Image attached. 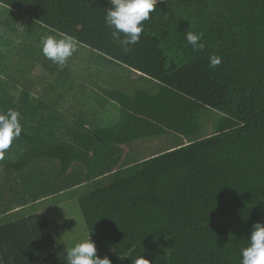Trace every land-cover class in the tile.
Masks as SVG:
<instances>
[{"label":"trees","instance_id":"trees-1","mask_svg":"<svg viewBox=\"0 0 264 264\" xmlns=\"http://www.w3.org/2000/svg\"><path fill=\"white\" fill-rule=\"evenodd\" d=\"M0 4L10 11L6 29L18 32L22 22L31 35L0 40L19 56L21 72L17 96L0 76V113L16 110L22 124L0 160L1 190L25 189L16 199L48 195L57 203L59 195L112 177L111 184L78 196L99 257L112 264H135L143 256L152 264H241L253 226L264 223V0L157 4L127 52L106 26L109 0ZM190 31L203 33L204 49L187 43ZM57 34L77 44L63 67L41 50V38ZM213 56L221 58L216 68L209 66ZM33 62L51 72L46 83L40 77L37 96L24 69ZM10 64L8 57L2 67ZM117 66L141 72L159 90H122L118 78L109 80V67ZM94 80L108 82L104 92L118 107L112 116L97 113L100 99L87 111ZM72 88L78 90L74 101L60 111L59 95L69 98ZM214 110L220 117L212 134L150 157L126 154L134 142L170 131L191 138L203 114L207 120ZM29 119L38 127L28 126ZM68 248L56 245L46 216L31 213L0 225V264H67Z\"/></svg>","mask_w":264,"mask_h":264},{"label":"clouds","instance_id":"clouds-1","mask_svg":"<svg viewBox=\"0 0 264 264\" xmlns=\"http://www.w3.org/2000/svg\"><path fill=\"white\" fill-rule=\"evenodd\" d=\"M109 3L111 7L106 12V26L112 29L113 40H118L127 52L128 45L139 42L144 31L143 22L150 19V14L156 9L157 0H109ZM121 34H123L122 39ZM202 37V32L190 31L186 34V41L192 45L193 50H200L206 47ZM41 44L43 55L60 67L65 66L68 59L77 51L75 40L64 34L42 37ZM220 63L221 58L213 56L209 66L216 68ZM20 120V113L16 110L8 109L6 113H0V160L5 158L6 151L21 135ZM249 240V246L241 250V264H264V223L257 222L253 226ZM66 262L67 264H112L109 257L101 258L97 255V247L91 235L67 249ZM135 264H152V262L143 256L138 258Z\"/></svg>","mask_w":264,"mask_h":264},{"label":"rangeland","instance_id":"rangeland-1","mask_svg":"<svg viewBox=\"0 0 264 264\" xmlns=\"http://www.w3.org/2000/svg\"><path fill=\"white\" fill-rule=\"evenodd\" d=\"M4 12H5L4 16H6L8 12L7 11H4ZM24 27H25L24 24L22 25V22H20L18 25V28L20 30L19 36H22V38L24 37V35L31 36L27 33V30L24 31L23 29ZM39 56H42V54H40ZM14 57L18 58V55L15 54ZM14 57L11 60L12 63L14 61ZM24 69L28 71V78L31 79L29 90L32 94H35L37 96L38 93L36 92V90H39L40 92H42L40 89L43 83L41 82L42 79H40V77L45 79L44 81L46 83L47 77L51 79V72H49L48 69L45 68V66H43V63L41 62L29 63V66L25 64ZM109 73H111L109 80L114 82V80L118 78L119 79L118 84L123 83L121 86V89L124 91L131 93L133 91H137L139 89L146 88V87H148L147 90H149L150 92H157L159 90L157 88V85L154 84V81H151L147 78L142 77V75L137 71H128L127 69L123 67L120 68L117 66L114 68L109 67ZM78 79L80 83L84 82L87 85H89V83L87 82L88 80H86L85 82L83 79L76 78L77 81ZM94 79H97V78H94ZM106 83L105 81L104 82L102 81L99 82L96 80L93 81V85L95 86V88L92 94H90L91 97L89 99V102L92 104L91 107H94L95 102H97V99H100L104 103V106H103L104 109L109 110V113L107 115L112 116L113 112L118 111V107L114 103L115 101L111 100L113 104H110L109 93L104 92V90L110 89V86ZM22 87L24 86H21L20 90H22ZM59 92L60 90L58 91V93ZM77 92L78 90L75 88L69 94L70 96L67 99L61 96V94L59 95V98L61 101H60V104L59 105L57 104L56 106L59 107L60 111L61 110L63 111L64 109L70 106L69 102L71 100L74 101V99L72 98V94H75ZM75 102L77 103V107L80 108V104H78L77 97L75 99ZM217 112L219 111L214 110L211 113H209L207 115V120L205 119V116H204L205 114L202 113L203 117L201 118L202 119L201 120V130L199 131V133H197L191 138H187L181 134H178L177 132L170 131L166 133L167 135L164 134L165 136L161 135L157 137H148L140 141L134 142L133 144L126 147V154H130V156L134 157L135 159H141L143 157H150L153 154L164 151L170 147L184 144L189 141L198 140V139H201L202 137L210 135L214 132L213 122L216 121L217 118L220 117V114ZM119 116L120 114H118L115 120L108 121L106 123V126L114 125V123L119 119ZM213 117H215L214 120H213ZM7 154L8 152L6 151L5 155ZM130 159H133V158H130ZM42 178L44 179L45 175ZM111 183H112V177H106L104 179L97 181V183L93 184L92 186L76 188V189L68 191L67 193H64L63 195H59L58 197L54 198V200L62 199L60 201V204L63 203V207L59 208V207L52 206V209L49 215L54 221V224L57 222L56 224H58V226L61 227V230H64L63 232H61V237L65 239V242L67 243L68 247L74 246L75 243L79 242L81 239L85 238L86 236H90L87 231L86 223H85L84 217L81 212V208H80L79 201H78V196L91 189H94L97 187H104ZM0 186H2L1 182H0ZM9 190H10L9 188L5 189V192H8L6 193L7 197L8 198L10 197L8 200L9 201L8 203H10L11 205H14V204L25 202V199H21V198H17V199L14 198L15 200L12 201L13 199L11 198L13 196L14 191H9ZM47 192H50V190ZM52 192H55V191L53 190ZM44 197L48 198L49 196L42 195L40 198H44ZM56 235L58 236V234Z\"/></svg>","mask_w":264,"mask_h":264},{"label":"crops","instance_id":"crops-1","mask_svg":"<svg viewBox=\"0 0 264 264\" xmlns=\"http://www.w3.org/2000/svg\"><path fill=\"white\" fill-rule=\"evenodd\" d=\"M2 7H3L2 4H0V40H2L1 42H5V40H3V39H9V37H11L10 39L18 41L19 40L18 33H20L19 32L20 30L18 28L17 29L18 32H14L12 30H10V32H9V30L6 29L8 27L5 25L4 19L8 18L10 11L3 9ZM4 11L8 12V14L6 16H4V13H5ZM19 23L20 22H18V25H19ZM22 25H23V23H22ZM23 29L25 30L26 28H23ZM14 36H15V38H14ZM4 49H5V47H3L1 45L0 46V76L4 79H7L8 83L11 85L10 92L13 93L14 96H17L18 94L20 95V93H19V89L15 87V84L17 83V78L20 77L21 72L19 70L15 69V66H16L15 63L17 62V59L19 58V56H18V58L14 57L15 55L12 56L11 54H9V52L5 51ZM8 57L10 59V62L14 57L13 63L11 62L12 65L10 64L7 67H2V64L8 60ZM31 95L35 96V94H32V93H31ZM86 104L88 106L87 111L93 112V111H90V110H93V108L90 106V104L87 102H86ZM80 106L82 108V101L80 103ZM99 111L102 112L105 116H111V115H107L109 113V110H105L104 107H102V108L99 107L97 109V113H100ZM114 113H116V111L113 112V114ZM27 124H28V126L32 125L34 127H38V124H35V123L32 124L30 122V119H29ZM18 190H19L18 192H13V196L11 198V199H13L12 201H14L16 199L17 195L22 196L25 194V189L18 188ZM6 193H8V192H5L4 189L1 190V188H0V225L7 223L9 221L18 220V219L22 218L23 216H26V215L31 214V213L39 214L41 216H46L50 221L51 230H52L56 245L65 244L67 246L65 239L63 237H61V232H63L64 230H61V227H59L58 224H56L57 222L54 224V221L52 220L51 216L49 215V213L52 209V206L60 208V207H63V203H61V204H60V202L52 203L51 199L53 197H48V198L44 197V198H39L36 202L29 200L28 202L11 205L10 203H8L9 202L8 200L10 197L8 198ZM4 196H6V197H4ZM25 201H26V199H25ZM24 209H26L27 211H24ZM56 234H58V236Z\"/></svg>","mask_w":264,"mask_h":264},{"label":"water","instance_id":"water-1","mask_svg":"<svg viewBox=\"0 0 264 264\" xmlns=\"http://www.w3.org/2000/svg\"><path fill=\"white\" fill-rule=\"evenodd\" d=\"M168 0H157V4H160V3H163V2H166Z\"/></svg>","mask_w":264,"mask_h":264}]
</instances>
